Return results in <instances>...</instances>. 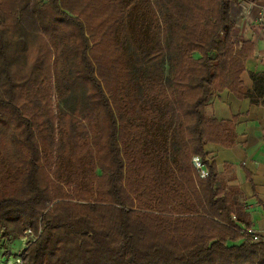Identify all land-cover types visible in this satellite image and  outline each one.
<instances>
[{
  "label": "trees",
  "instance_id": "trees-1",
  "mask_svg": "<svg viewBox=\"0 0 264 264\" xmlns=\"http://www.w3.org/2000/svg\"><path fill=\"white\" fill-rule=\"evenodd\" d=\"M233 3L0 0V136L18 154L0 173L20 188L0 190V227L39 234L23 264H264L205 151L235 142L207 112L219 92L264 105V71L239 90L255 43L234 40Z\"/></svg>",
  "mask_w": 264,
  "mask_h": 264
},
{
  "label": "crops",
  "instance_id": "crops-1",
  "mask_svg": "<svg viewBox=\"0 0 264 264\" xmlns=\"http://www.w3.org/2000/svg\"><path fill=\"white\" fill-rule=\"evenodd\" d=\"M259 1L264 4L262 0H257L256 3L261 4ZM252 8H255L253 14L245 9L241 12L244 13L242 18L248 29L236 30L243 41L251 39L255 43L254 54L247 59L246 69L241 75L243 83L239 90L242 93L253 88L251 72L264 71V24L256 29L252 21L258 16L256 12L259 9L257 6L250 9ZM207 112L222 121L225 129L229 127L228 122L234 125L233 145L208 142L205 144V151L216 162L221 176L235 177L227 184L240 189L238 204L245 207L251 220L252 232L264 239V105L252 103L249 98H240L225 89L209 101ZM233 220H238L235 214Z\"/></svg>",
  "mask_w": 264,
  "mask_h": 264
},
{
  "label": "rangeland",
  "instance_id": "rangeland-1",
  "mask_svg": "<svg viewBox=\"0 0 264 264\" xmlns=\"http://www.w3.org/2000/svg\"><path fill=\"white\" fill-rule=\"evenodd\" d=\"M256 1L257 0H255V2ZM262 1H264V0H262ZM259 2L261 3V1H259ZM246 3H241V4L233 3L232 4L231 16H232V19L236 23V26L233 30L234 40L243 41V38H240L237 35L236 30H238V29L241 30V28H242V30L248 29V27H246V24H245V22H246L245 19L242 18L244 13H241V12H243L245 7L248 8ZM253 7H256V3ZM250 8L248 10H250V13L253 14V10L255 8H252V9H250ZM257 13L258 12H256V16H257ZM252 23L255 24V27L257 29L258 28L257 26H259L257 20L253 19ZM55 94H56V92L54 89H52V86H51V97L50 98H51V102H52L54 107L56 105ZM0 137H1L0 138V155L5 150H8L9 154H13V156H14V154L18 155L17 152L15 151V148L10 143H8L4 138H2L4 136H0ZM18 176H19V178L17 179V181L20 182L21 181V175H18ZM222 178H228V177L222 176ZM11 181L12 180L7 178L6 172L1 171V173H0V190L9 189L12 192V194L20 192V188L18 186H16V184L12 185ZM68 189H71V188H67V190ZM72 189H74V186L72 187ZM69 192H70V190H69ZM134 198H136L135 195H134ZM72 201H73V203H76V204L84 202V200H81L78 198H73ZM136 205H137V207L140 206V204L137 201H136ZM38 235L35 232H32L30 230H26L23 232V234L20 236V238H17L15 240H11V239H9L8 236H6L4 229L2 227H0V264H9V263H11V264H23L22 256H23L24 250L38 237ZM19 259H20V262H18Z\"/></svg>",
  "mask_w": 264,
  "mask_h": 264
},
{
  "label": "built area",
  "instance_id": "built-area-1",
  "mask_svg": "<svg viewBox=\"0 0 264 264\" xmlns=\"http://www.w3.org/2000/svg\"><path fill=\"white\" fill-rule=\"evenodd\" d=\"M241 3H246L248 8L245 7L244 9L248 11V9L252 5L254 6L256 2H255V0H241ZM256 6L259 9L258 16L256 17V20L258 22V25L261 27L264 24V4H262V3L261 4H259V3L257 4L256 3ZM193 161H194L196 167L201 169V175L203 177L206 176L208 174V171L204 168V163H202L201 158L199 156H195L193 158ZM254 240H259L257 235L254 236ZM18 262H20V259H19Z\"/></svg>",
  "mask_w": 264,
  "mask_h": 264
},
{
  "label": "bare ground",
  "instance_id": "bare-ground-1",
  "mask_svg": "<svg viewBox=\"0 0 264 264\" xmlns=\"http://www.w3.org/2000/svg\"><path fill=\"white\" fill-rule=\"evenodd\" d=\"M9 264H11V263H9Z\"/></svg>",
  "mask_w": 264,
  "mask_h": 264
}]
</instances>
